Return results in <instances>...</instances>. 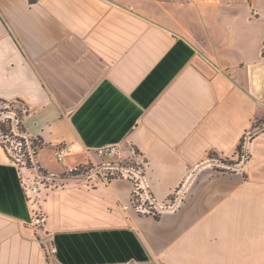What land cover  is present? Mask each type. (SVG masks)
<instances>
[{
	"label": "crops",
	"instance_id": "0c3cea01",
	"mask_svg": "<svg viewBox=\"0 0 264 264\" xmlns=\"http://www.w3.org/2000/svg\"><path fill=\"white\" fill-rule=\"evenodd\" d=\"M263 63L264 0H0V103L28 110L35 164L67 171L114 144L158 203L187 187L157 218L121 178H67L31 204L0 146V264H264V126L244 164H206L263 125L249 74Z\"/></svg>",
	"mask_w": 264,
	"mask_h": 264
},
{
	"label": "rangeland",
	"instance_id": "374dc122",
	"mask_svg": "<svg viewBox=\"0 0 264 264\" xmlns=\"http://www.w3.org/2000/svg\"><path fill=\"white\" fill-rule=\"evenodd\" d=\"M5 110H10L12 112H7ZM14 112H21L22 115H25L28 113V110H26V107L19 102L6 104L0 103V126L2 123H4L6 118H10L14 132V135L11 136L10 134L4 135L3 132L0 131V143L6 147V151L11 158V162H13L19 169H22L23 177L25 179V186L28 188V198L31 201V204L34 203V196L37 195L36 193L38 188H57L62 185V180L67 178L79 177L87 179L88 177H91L90 180L100 179L106 184L113 178H127V173L125 172L126 169L135 170L136 172L140 173V175L145 176L144 162L142 159L139 158V160H137L133 159L132 157L123 158L120 157L119 152L117 155L113 156H97L98 158L95 162L85 161L72 167L71 171L68 169L67 171L63 172L50 173L35 164V156L41 147V143L39 139L30 137L26 132H19L20 128L18 125L20 120L15 118L16 116ZM255 124H257L258 127L251 130L250 133L245 134V138H242L243 143L241 146L240 155L236 153L234 159H220L211 155L209 156V160L206 164L212 166V168L214 167L215 169L220 170L221 172H230L235 166L237 167V164H244L248 160V156L245 151V141L251 138V134L257 131L258 128H262L264 126V123L262 125L258 121H255ZM186 188V183L184 181L173 190L166 202L161 203V205L168 206L170 203L176 202L177 206L173 212L177 211L181 205V202L183 201ZM37 202L38 201L36 200L35 204H37ZM33 213V226L40 227L41 225L35 224L36 218L41 217L39 211L37 210ZM43 243L47 242L44 241Z\"/></svg>",
	"mask_w": 264,
	"mask_h": 264
},
{
	"label": "built area",
	"instance_id": "2783aa9c",
	"mask_svg": "<svg viewBox=\"0 0 264 264\" xmlns=\"http://www.w3.org/2000/svg\"><path fill=\"white\" fill-rule=\"evenodd\" d=\"M245 138V137H244ZM246 140L245 142H247ZM68 147H61L56 151V159L61 162L65 158L66 155L69 154ZM95 154L98 156H113L118 154L117 145L110 144L101 146L95 149ZM72 169H70L71 171ZM127 178L132 183V192L130 196L131 204L135 211L142 215H149L153 217H158L159 215L165 212H173L177 203H170L168 206H163L161 203H158L154 196L152 195L144 175H140V173L135 170L126 169ZM44 219L42 217L36 218L35 224L42 225Z\"/></svg>",
	"mask_w": 264,
	"mask_h": 264
},
{
	"label": "water",
	"instance_id": "95a60500",
	"mask_svg": "<svg viewBox=\"0 0 264 264\" xmlns=\"http://www.w3.org/2000/svg\"><path fill=\"white\" fill-rule=\"evenodd\" d=\"M249 74L252 82L251 91L261 98L264 94V63L250 67Z\"/></svg>",
	"mask_w": 264,
	"mask_h": 264
},
{
	"label": "trees",
	"instance_id": "16d2710c",
	"mask_svg": "<svg viewBox=\"0 0 264 264\" xmlns=\"http://www.w3.org/2000/svg\"><path fill=\"white\" fill-rule=\"evenodd\" d=\"M30 1H36V0H30ZM1 103L6 104L5 102H1ZM5 111L12 112L10 110L9 111L5 110ZM14 113H15V116H16L15 118L20 120L19 125H18L19 128H20L19 132L20 133H25V128L23 127V124H22V120H23L24 115H22L21 112H19V113L18 112H14ZM0 131L3 132L4 135H7V134H10L11 136L14 135L10 118H6L4 120V123H2V125L0 126ZM242 143H243V139L241 140L240 144L237 146V149H236V153L239 154V155H240V152H241ZM0 146L3 148V150L6 153L7 157L9 159H11L10 156L8 155L7 151H6V147L3 146L1 143H0Z\"/></svg>",
	"mask_w": 264,
	"mask_h": 264
}]
</instances>
